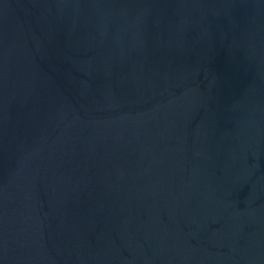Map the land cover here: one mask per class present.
I'll return each instance as SVG.
<instances>
[{"label": "water", "instance_id": "95a60500", "mask_svg": "<svg viewBox=\"0 0 264 264\" xmlns=\"http://www.w3.org/2000/svg\"><path fill=\"white\" fill-rule=\"evenodd\" d=\"M0 264H264V0H0Z\"/></svg>", "mask_w": 264, "mask_h": 264}]
</instances>
